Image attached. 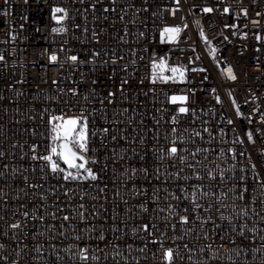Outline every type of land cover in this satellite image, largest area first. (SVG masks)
Returning a JSON list of instances; mask_svg holds the SVG:
<instances>
[{
	"label": "built area",
	"instance_id": "1",
	"mask_svg": "<svg viewBox=\"0 0 264 264\" xmlns=\"http://www.w3.org/2000/svg\"><path fill=\"white\" fill-rule=\"evenodd\" d=\"M94 2L95 8L91 7ZM204 6H211L214 11L204 13L201 11ZM224 6H230L229 13L222 12ZM175 7V0H115L114 4L112 0H0V55L4 56V60L0 61V151L6 154L0 157V171L6 173L0 177V244L5 245L0 249V256H9L8 264L12 259L17 264H81L79 257L72 253H78L85 241L91 246L90 255L94 254L99 259H89L84 264H165L162 252L167 247L179 249L173 264H264V190L257 186L247 159L250 155L251 162L264 176V158L260 155L264 142L259 132L256 133L255 144L247 141L244 135L247 130L259 126L260 115H254L251 110L259 105L260 111H264V40L255 39L256 33L264 36V19L255 15L256 12H264V0H255V3L253 0H179V9L173 13ZM240 7L248 9L247 19L240 12ZM53 8H66L67 17L60 23L53 20ZM105 8H113L114 11L105 12ZM257 19H260V26L254 27L251 21ZM232 23H236L237 28L224 27ZM185 24L187 28L183 27ZM165 26L181 27L176 41H169L167 37L161 40L160 29ZM60 27L66 31H52ZM125 28L128 29L127 34ZM201 29L207 41L200 36ZM93 31L98 39L93 37ZM140 32L145 35L140 36ZM121 36L125 39L121 40ZM213 48L216 49L215 59L211 53ZM130 49H135V56ZM53 52L58 57L54 62L48 59ZM94 52L100 55L95 57L94 63H89ZM113 53L123 56L118 65L135 59V71L131 66L126 71L117 66L113 75ZM71 55H77L85 63L73 64L67 59ZM158 57H164L169 65L185 66L188 69L186 80L151 83V59ZM102 60L108 63L101 66ZM229 64L237 76L235 81L222 74V69L226 72ZM129 73L131 95L123 101L118 95L114 104L107 105V119L102 118L100 101L89 95L91 89L95 87L102 99L108 90L116 91L120 80L129 78ZM165 74L171 75L170 72ZM93 80L97 81L95 85ZM70 88H78L79 95L74 97ZM181 94L189 96L183 106L195 109L194 115L191 111L180 114L177 111L180 102L173 104L168 99L171 95ZM85 95H89L87 102ZM233 100L239 105L241 116L236 115ZM65 106V115H80L83 108V114L89 116L90 131L109 127L112 113L121 108H128L129 111L120 119L127 121L131 118L133 123L116 126L128 137L118 146L107 141L106 150L101 146L99 136L94 138L91 147L99 150L100 160V165L96 167L107 163L108 169L102 174L100 182L88 180L69 185L77 193L86 192L88 195L83 198L75 195L69 201L57 188V201L50 189L63 182L58 176L42 173L40 166L43 162H33L25 154L29 153L32 143H37L41 154L44 153V145L50 143L46 139V117L60 114ZM45 109L48 111L42 116ZM249 119H252V124L248 123ZM229 120L232 124L228 123ZM205 128L210 132H204ZM194 132L201 133V136H193ZM181 135L184 139L177 140ZM222 140L226 143H221ZM240 140L245 142L241 144ZM172 144L177 145L179 155L185 157L186 163H200L196 171L202 179L198 180L192 169L181 165L178 157L159 159L162 154L160 149H167ZM230 146L237 152H244L245 156L232 159V154L228 153L226 158L221 159L218 155L220 149L226 150ZM113 147L117 149L116 157L110 151ZM197 148L209 151L193 156ZM4 164L9 165L8 169L2 168ZM129 166H145L149 173H155L159 166L162 179L165 172L175 173L183 167L181 175L192 176L188 183L203 184L204 190H209V185L215 183L207 177L208 170H215L217 177L220 169L228 170L223 188L217 186L212 189L217 196L220 192L227 195L219 196V199L217 196L199 199L197 202L202 207L195 212L199 219L188 225L180 223L179 216L188 215L191 208L188 212L183 208L176 209L177 215L167 221L164 219L168 216L167 204H174L175 200L166 201L163 191L160 207L165 211L159 213L158 219H152L155 205L150 200L149 211L137 215L138 205L144 202L145 197L130 195L134 189L127 177L133 175L137 187L143 182L147 188L148 182L143 173L137 176L129 172L121 176ZM230 166H234L235 171L229 170ZM13 169L28 175V183H40L42 188H27L20 173H16L17 178L13 179ZM25 169L26 172L23 171ZM241 169L247 173L243 198L239 197L240 189L237 187L239 175L244 174ZM113 179L114 183H109ZM105 183L108 184L107 191L98 195V189ZM117 191L128 201L127 205L121 202V196L115 194ZM168 191L180 195L174 188ZM40 194L48 198L41 200ZM151 195L149 189L147 196ZM81 203L85 205L87 221L77 218L63 229L60 228L59 218L54 220L50 215H46L43 222L29 219L28 226L22 229L27 235L8 227L21 218L19 213L13 214L20 204L26 205L24 210L35 207L39 215L45 214V209L47 213L56 212L53 204H71L78 208ZM209 204L213 207L209 208ZM94 209L98 214L93 212ZM69 211L65 207L64 214ZM221 213L231 219V224L228 219L220 220ZM56 214L59 217L60 213ZM113 216L116 218L113 219ZM209 216L217 225H223L216 234L212 233L210 223L200 227L201 221ZM149 219L159 228L154 233L157 239L155 245L143 232H132L133 228H138ZM165 223L176 224L177 227L174 230L171 227L165 229ZM86 224L94 225L96 231L81 233L79 230L84 229ZM233 225L244 226L243 235L239 227L233 228ZM61 231L65 233L63 236ZM160 232L164 235L160 236ZM206 232L208 235H205ZM101 234L105 238L103 241L98 239ZM76 235H83L84 239L77 241ZM145 244L148 247L140 251ZM112 245L118 246L119 256ZM0 264L5 262L0 261Z\"/></svg>",
	"mask_w": 264,
	"mask_h": 264
},
{
	"label": "snow or ice",
	"instance_id": "2",
	"mask_svg": "<svg viewBox=\"0 0 264 264\" xmlns=\"http://www.w3.org/2000/svg\"><path fill=\"white\" fill-rule=\"evenodd\" d=\"M112 3H115V0H112ZM253 3H255V0H253ZM176 7L172 10L173 13L179 9V0H175ZM91 7L95 8L96 3L94 2ZM219 7V5H217ZM54 15L52 16L53 20H56L58 23L62 22L68 14V10L66 8H53ZM105 12L108 11H114L113 8H105ZM139 11V9H137ZM147 11V9H145ZM201 11L204 13H212L214 11V8L211 6H204ZM230 6H224L222 9L223 13H229ZM240 12L243 13V16L245 19L248 18V9L246 7H240ZM55 13H64V15H55ZM153 16L156 15V13H152ZM239 15V14H238ZM260 19H264V12H256L255 14ZM123 19V17H120ZM260 19L252 20L251 23L254 27L260 26ZM184 28H187V25L185 24L183 26ZM224 27L228 28H237L236 23H232L231 25L225 24ZM246 27V25H245ZM53 32H64L66 31L65 28H53ZM87 31V29H85ZM182 29L180 26H165L162 29H160V37L161 40L167 39L169 41H176L181 33ZM124 32L127 34L128 29L125 28ZM235 34V33H233ZM94 38H97V33L93 31L92 33ZM140 36H144V32L139 33ZM242 35H246V33H242ZM200 36L207 41V36L205 35L203 29L200 31ZM121 40H124L125 37L121 36ZM227 39V37H225ZM255 39L257 41L264 40V36H262L260 33L255 34ZM216 49H211V53L213 54V58L215 59L214 53ZM130 52L133 56L136 55L135 49H130ZM100 53L94 52L91 54L92 59L89 61V63L95 62V57H98ZM48 59L50 61H57L58 57L55 52H53ZM67 59L72 62L73 64H83L85 61L80 60L77 55H71L67 57ZM142 59V57H141ZM4 60V56L0 55V61ZM123 60V56L116 55L115 53L111 56V64L113 66V75L117 71V66L123 70L129 69L131 66L133 68V71H135V64L136 60L133 59L130 61V63L118 65L119 61ZM108 63L107 60L101 61V66H104ZM259 68V66H258ZM188 69L181 65V64H174L169 65L167 60L164 57H158L151 59V76H150V82L155 84L156 81H173V82H184L186 80V73ZM192 71H197V69H192ZM199 71H204V69H199ZM166 72H170L171 75H166ZM222 74H226L227 79L235 81L237 79L236 74L234 73V70L232 66L229 64L225 70L222 69ZM129 78L124 79L122 78L119 83V88L116 91L108 90L106 94L101 99L99 94L96 92L95 87H93L89 93L94 99H98L100 101L101 105V116L104 119H107V105L114 104L116 97L119 95L123 100H127L128 97L131 95L130 88H131V74H128ZM207 79V77H205ZM55 83V81H53ZM97 83L96 80L92 81V84L95 85ZM141 84L143 81L140 82ZM10 86V85H9ZM63 91V89H61ZM69 91L72 93V95L78 96L79 95V89L78 88H70ZM215 91V89H213ZM89 95L84 96L85 102L89 100ZM231 96V92L229 93ZM253 95H255L253 93ZM169 101L173 104L176 102H180L181 106L178 107L177 111L180 114H187L190 111L195 114V109H190L187 106H183L186 101H188L189 96L187 94H181V95H171L169 98ZM217 102H220V98L216 97ZM247 103V101H245ZM233 106L236 108V115L241 116L242 113L240 111L239 105L236 104V101H232ZM47 109L44 110V113L41 115H45L47 113ZM67 111V107L65 106L64 109L60 111V114L56 115H47L46 117V139L50 141V143L44 145V153L41 154L39 151V145L37 143H32L29 146V153L25 154L28 156V158L33 162H40L42 161L43 164L40 166V171L42 173H50L53 176H58L60 181L63 183H58L56 188H51L50 193L53 195H56L57 201H59V194L57 193V188L62 190V194L68 198L69 201H71L72 196L79 195L81 198L84 196H87L88 194L86 192L77 193L76 189L69 187L70 184L80 181H92V182H100L102 180V174L108 169V164L105 163L99 168H97V165H100V160L98 156V149L91 147V144L94 142V138L99 136L100 138V144L104 149H108L107 141L112 142L114 145H119L120 141H126L128 137L124 134H122V130H117L116 126L121 123H127L132 124L133 120L129 118L127 121L121 120L120 117L124 116L126 113H128V108H121L118 112L112 113V119L108 120L109 127H101L97 131H90L89 129V116L86 114H83V108L80 109V112L82 114L80 115H65L64 113ZM252 113L255 115L259 113L260 115V121L259 126L249 129L245 132L246 140L249 142H252L253 144L256 143V133L259 132L261 141L264 142V111H260V106L257 105L255 108H253ZM93 112H96V109L93 108ZM176 120V117L173 116V121ZM229 124H232V121H228ZM249 124H252V119L248 120ZM172 131L175 133L176 129L173 128ZM223 132V130H221ZM204 132H210V129L205 128ZM115 133V134H113ZM36 133L33 131V136H35ZM193 136H201V133L194 132ZM92 138V139H90ZM141 141L143 140V137L140 138ZM184 137L181 135L177 137V140H183ZM239 143L243 144L245 141L240 140ZM221 143H226V141H221ZM15 147V145L13 146ZM112 156L116 157L117 155V149L116 147H113L111 150ZM179 149L176 144H172L171 147H168L167 149H160V152L162 153L159 156V159H164L165 156L168 157H178V161L181 165L184 167H187L189 169L193 170V175L197 177L198 180L202 179L203 177L201 174L196 171L198 167H200V163L196 162L195 164H188L186 163V159L183 155H179ZM209 149L207 148H197L196 153H193L192 155L195 156L197 153H207ZM228 153L232 154V159H235L236 156L244 157V152H237L236 148L234 147H227L225 150L224 148H221L218 155L221 157V159H224L227 157ZM11 154V153H9ZM6 154L3 151H0V157H4ZM260 155L262 158H264V150L260 151ZM105 159L107 160L108 157L106 156ZM143 159V157H141ZM247 159L250 162V167L252 170L253 178L255 182L257 183V186L264 190V176H261L259 171H257V165L255 163L251 162V156L249 155ZM62 162V164L60 163ZM115 163V161H114ZM66 166V167H64ZM176 165H173L175 167ZM9 165L4 164L2 165L3 169H8ZM204 168H207V165H203ZM231 171H235L234 166H230ZM26 172L27 170H23ZM35 171V169H33ZM227 171L224 169H220L218 173V177L214 175L215 170H208L206 172L207 177L211 178L212 181H215V183H212L209 185V190H204V185L200 183H191L188 182L192 180V176H186L181 175L183 172V167H181L177 172L175 173H167L163 175V179L161 178L160 174V168L159 166L156 167L155 173H149L148 168L145 166H141L139 168L129 166V168L125 169L124 172H122L120 175L124 176L127 173H132L135 175H139L140 173H143L147 182L148 187L145 188L143 186V182L141 183L140 187H137L135 180L133 179V175H128L127 181L131 182L133 184V189L130 191V195L132 196H144L145 200L143 203L138 205L139 212L137 215H140V213H147L149 211L148 207V201H152V203L155 205L153 211L155 213L154 217L152 219H158L159 213L161 211H165V209H162L160 207V198H161V192L164 193V199L166 201L168 200H175V203H168L167 204V212L168 216L164 217V219L170 220L173 216L177 215L176 209L183 208L186 212H188L189 208H191V212L188 215H181L179 216V222L183 225H188L190 222L195 223L199 217L195 215V212L197 209H200L202 205L198 203L197 201L204 197H210V196H217L216 192L212 189H215L217 186L220 188H223L225 180L228 179L227 177ZM13 179H16L17 176L16 173H20L22 176V179L24 183L26 184L27 188L29 189H40L42 188V184L40 183H28L29 176L23 175V173L19 169H13ZM241 172L244 174L239 175V184L237 187L240 189L239 191V197L243 198L244 191H246V182H247V173L244 171V169H241ZM6 173L4 171H0V177L5 176ZM44 177H41V180H43ZM109 183H114V179L110 180ZM155 184V186H154ZM77 187H79V184H77ZM108 184L105 183L102 188L98 189V195L101 193H105L107 191ZM169 188H174L176 192L180 193V195H176L175 192H169ZM151 189L152 195L149 197L147 196L148 190ZM21 191H24L21 189ZM0 193H2V189H0ZM117 196H121V193L117 191L115 193ZM227 193L220 192L219 196H226ZM219 196H217V199H219ZM41 200H46L48 197L44 194H40ZM93 199H96V197H93ZM107 199V197H105ZM121 202L125 205L128 204V201L123 199L121 196ZM264 202V201H262ZM41 207H44L41 205ZM52 207L56 209V212L54 213H47L45 209V214H39L38 215V209L35 207L31 209H26V205L20 204L19 207L15 209L14 215L19 213L20 219H17L15 223H12L8 225V227L12 230H21V233L23 235H27V233H24L22 231L23 228H26L28 226V220H39L41 222L45 221L46 215H50L52 219H57L61 221L60 228H64L66 224L71 225V223L76 220L77 218L80 221H87L88 217L85 214V205L83 203L78 205V208H74L69 205H63V204H53ZM65 207H68L70 211L68 214H64ZM119 207V205H117ZM209 208H212L213 205L209 204ZM221 207H225V205L221 204ZM219 211V209H217ZM93 212L95 214L96 210L94 209ZM56 213H60L59 217H57ZM26 218V219H25ZM116 217L113 216V219ZM220 220L223 221L225 219L229 220V223L231 224V219L226 218L222 213L220 214ZM2 219V217H0ZM152 219H149L147 222L142 223L139 225L138 228H133L132 232L133 234H138L139 232H143L145 236H147L152 244L157 243V239L155 238L154 233L156 231H159L158 225L156 223L152 222ZM205 223L211 224V231L213 234H216L218 230L223 225H217L215 220L209 216L207 220L201 221L200 227L203 228ZM165 229H168L171 227L173 230L177 227L176 224H168L165 223L164 225ZM48 227H53V225H48ZM239 227L240 234L243 235L245 229L244 226H236L233 225V228ZM118 230V229H117ZM81 233L83 232H95L96 227L94 225L86 224L84 229L79 230ZM65 233L63 231L60 232V235L63 236ZM5 236H7V233H4ZM36 235V234H33ZM164 233L160 232V236H163ZM205 235H208L206 232ZM15 238V237H14ZM221 239H223V235L220 236ZM253 239L255 237H252ZM75 239L77 241L83 240V235H76ZM99 240L103 241L104 235L101 234L98 237ZM143 239V237H141ZM264 239V237H262ZM231 242V241H230ZM4 244H0V249L4 248ZM24 247H27V245H24ZM91 246L85 241L84 247H81L79 249V252H73V256H78L79 260L81 261V264H84V262H87L89 259L91 260H98L99 257H97L94 254L89 253V248ZM148 247L147 244L144 245L143 248L140 249V251H144ZM163 247V245H161ZM187 247V245H185ZM113 250L115 251V254L117 256L120 255L118 251L117 245H112ZM130 248V246H129ZM19 249V245H18ZM179 255V249H174L172 247L164 248L162 252V258L165 262V264H173L176 257ZM237 255H239V252H237ZM229 260L232 259L231 256L228 257ZM191 259V257H190ZM222 259V257H221ZM0 261H4L5 264H8L9 256H0ZM10 264H17V261L15 259H12Z\"/></svg>",
	"mask_w": 264,
	"mask_h": 264
}]
</instances>
